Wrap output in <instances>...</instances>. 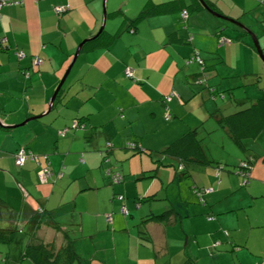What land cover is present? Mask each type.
Masks as SVG:
<instances>
[{"label": "crops", "instance_id": "crops-1", "mask_svg": "<svg viewBox=\"0 0 264 264\" xmlns=\"http://www.w3.org/2000/svg\"><path fill=\"white\" fill-rule=\"evenodd\" d=\"M100 1L22 0L21 3L0 7V38H5V47L0 48V119L3 122L16 123L21 115L27 117L30 113L46 108L53 86L59 80L76 44L96 31L102 17ZM118 1H112L105 15L110 21L107 27L104 26L105 32L101 38L94 43H86L78 50L60 85L56 100L45 113L46 117L32 125L31 131L19 133L24 135L22 140L20 137L7 144H4L7 142L5 138L18 131L12 130L15 126H0V185L3 186L4 197L8 196L10 202L17 201L22 197L18 193L23 191L24 201L31 202L33 206L43 204L52 217L62 204H69L71 213H78L76 222L72 224L78 222L82 233L81 218L90 206L87 196L94 193L99 201L105 203V208L99 210L101 227L98 226L95 232H101L102 237L105 233L110 235L104 237L108 244L102 241L97 243L96 250L100 253L96 252L95 257L92 253L86 257L77 252L83 260L71 264H182V259L187 257L197 264L199 258L194 251V243L197 246L200 243L195 237L188 238L189 233L195 235L197 232L206 237L202 246L206 248L204 255L210 256V264H264V231L255 234L258 243L256 240L249 242L246 235L242 237L237 233L234 236L228 232L230 238L223 241L225 244L221 249L216 250L220 247V233L215 229L203 233L197 222L199 219L211 220L213 217L210 218L208 214L212 210L219 213L218 216L212 213L214 218L222 221L230 216L229 211L243 207L245 190L239 195L231 194L237 188L235 178L238 179V175L235 172H232L235 177L232 173L229 175L230 171L222 167L216 179L212 166L189 163L186 167L190 175L186 179L179 177L176 182H169L163 195L162 186L174 177L169 166L174 158L157 152L159 156H151L150 149L156 146L145 140V136L158 135L173 140V137L176 138L193 126L198 127L200 133L204 130L201 125L206 116L215 123L208 114L214 110L213 106H209V100H203L202 113L184 109L187 102L197 96L192 77L198 70L196 63L184 60L193 48L199 51L208 71L203 86L207 87L209 94L214 93L215 87L208 77L219 76L221 81L228 77V74L224 75L227 72L234 76L246 72L258 75L255 66L252 70L237 72L224 60L226 51L236 46L242 47L247 55L251 53L245 38L247 33L242 34L236 24L212 12L215 17L211 16L206 8L194 6L193 0H176L171 2L167 11L142 16L133 23L128 19L136 14L146 0H124L123 6L117 4ZM148 1L159 3L169 0ZM209 1L216 7L217 13L233 18L254 31V25L257 26L260 32L256 35L260 40L259 36L264 33V0ZM60 4L67 8L57 15L53 6ZM184 7H187L188 12L183 19L181 8ZM218 29L220 32H216ZM219 33L229 38L237 36L238 41L230 42L231 39L226 43L216 42L215 45L214 37H218ZM214 46L215 50H212ZM261 46L263 49L264 46ZM16 50H21L22 55L18 56ZM33 55L40 57V62L33 63ZM125 66L132 67L131 76L124 74ZM23 70L28 71L27 76H24ZM33 73L37 74L33 76ZM208 87H212V91ZM170 90L173 94L169 101L164 102L163 95ZM164 103L170 113L167 119L162 116ZM74 118H77L78 124L70 127ZM208 125L211 127L209 122ZM198 135L202 136L201 133ZM127 140H137L142 151L133 153L132 149L124 148L122 145ZM169 140H162L163 145L158 144L157 147L166 145ZM106 141L110 142L111 148L107 156H103ZM20 145L36 154L47 155L53 185L49 181H38L37 162L26 160L19 168L15 167L11 153ZM126 158L132 160V165H123L122 161ZM39 163H43V159H39ZM106 167L117 169L122 174L125 167L126 172L133 176L123 177L117 184H109L104 177ZM152 167H155V175L135 179L142 174V170L147 171ZM59 176V180H56ZM228 178L229 181L224 184ZM191 186H211L212 191L204 193L203 203L194 196ZM250 188L249 184L246 191L253 194ZM116 192L121 193L123 198H112ZM152 192L160 198L140 201L136 205L133 203L134 195ZM230 195L239 198L242 205L230 201ZM170 201L174 203L175 210L168 221H142L141 217L145 213L167 208ZM121 204L128 211L125 215L119 211ZM190 216L197 219L189 222L193 225H187V230L184 218ZM234 220L226 227L227 230L239 225L237 218ZM86 222L89 223L90 218ZM91 224L94 225L93 220L88 226ZM173 225L175 227H170ZM47 227L38 225V233H45V236L42 235L44 239H41L61 244L67 229L59 226L53 228L54 234L48 233L46 236V231L42 230ZM177 231H180L179 236L175 234ZM71 233H76V229H72ZM183 235L185 238L181 244ZM73 238L74 235L71 237L74 248L80 237L74 244ZM215 238L218 239L217 245L211 247ZM232 243L237 244L238 248L232 249ZM77 248L83 247L74 249Z\"/></svg>", "mask_w": 264, "mask_h": 264}, {"label": "rangeland", "instance_id": "rangeland-1", "mask_svg": "<svg viewBox=\"0 0 264 264\" xmlns=\"http://www.w3.org/2000/svg\"><path fill=\"white\" fill-rule=\"evenodd\" d=\"M112 1L114 3V0H106L105 2V15L106 12L111 8V4ZM118 0H116L117 2ZM124 0H120L118 1L117 4H122ZM101 3V1H100ZM207 11V9H205ZM209 12V11H207ZM210 15L212 16L213 14L211 12H209ZM214 16V15H213ZM215 17V16H214ZM116 19H119L116 17ZM110 21V18L107 16H105V21H104V26H108ZM99 25V23H98ZM97 25V27H98ZM96 27V29H97ZM255 31L250 29L254 35L258 34L259 29L257 26L254 25ZM95 29V30H96ZM235 37H232L230 42H236L238 41V39ZM245 38L247 39V42L249 43V47L251 50V53H248L239 46H236L235 48H229L226 51V55L224 57V60L226 61L227 64L232 65L234 67V69H236L237 72H244V70H249L252 67L255 66V68L259 71L258 73V84H246L249 81H252L256 78V74H250L247 73L246 74H237V76H234V74H231L230 72L225 73L224 75H227L228 77L226 79H222L220 80L219 76H214V77H208L211 82L214 83L215 87V91L214 93H208V89L207 87L203 86L205 83V80L199 84V83H195V78L192 79L193 83V87H197V91H195L197 94V96L191 100H189L187 102V104L185 105L184 109L188 108V109H192L193 111H199L202 113V109H204V105H203V100L205 99L206 101L209 100V106H213V108L215 109L216 107H218L223 113L226 112H230L233 111L235 108H239L238 106H243V105H239L236 104L235 101L241 100L244 97H246L247 102L251 101L259 96H264V61L263 59H261L258 55V53L256 52L253 44H252V38L251 35L249 33H247L245 35ZM214 43L216 45V42L218 43V38L214 37ZM256 39L258 41V44L261 48V51L264 55V47L262 49V46H264V33L262 35L259 36V39L257 38L256 35ZM261 44V45H260ZM205 46H212V44H203ZM212 50H215V46ZM71 57V55H70ZM69 57V59H70ZM69 59L67 60L66 64L68 63ZM36 66V65H35ZM66 66V65H65ZM65 68V67H64ZM63 68V70H64ZM62 70V72H63ZM252 70V69H251ZM61 72V74H62ZM37 74V73H36ZM35 73H33V76L36 75ZM61 74L59 75V77L61 76ZM221 74V73H220ZM231 74V76H229ZM58 77V79H59ZM207 78V79H208ZM57 79V80H58ZM226 80H228L226 82ZM57 82V81H56ZM240 83V85L235 86L237 83ZM56 84V83H55ZM243 84V85H242ZM55 86V85H54ZM53 86V87H54ZM234 86V87H233ZM20 95H22V92H19ZM173 92L172 90L168 91L166 94L163 95V99L164 102L165 101H169L170 97L172 96ZM201 95V97H200ZM21 99H23V97H21ZM213 101L214 104H213ZM167 105L164 103L163 104V112H162V116L164 117V111L166 110ZM25 110V106L23 108V111ZM43 110V109H42ZM42 110L36 112V113H30L27 116L30 115H34L37 113L42 112ZM23 111L21 112V114L23 113ZM168 111V110H167ZM169 112V111H168ZM19 114V113H18ZM18 114H16V118H18ZM20 114V115H21ZM170 114V113H169ZM188 114V112H187ZM161 116V117H162ZM46 117L45 114L41 115L39 118H32L27 120L26 122H24L23 124L17 125L15 127L12 128L13 129H17L18 133L13 132L12 136H9L7 138H5L7 140V142H5L4 144H7L8 141H15V140H19V138L22 140L24 135H19V133L24 134L27 131H31V126L35 125L36 123H39V119ZM25 117L21 115V117L19 119H17L16 122H20L21 120H23ZM167 119V118H165ZM38 121V122H37ZM208 122L211 124L208 125ZM14 123V122H12ZM201 128H204L203 131H200V133L202 134L201 138H200V143L201 146L203 148V151L205 153V155L207 157H212L215 160H218L219 162L224 164V169H226V171H230V174L232 172H234V169H237L239 166V162L246 156L249 155L250 158V164H249V168L247 169L248 171V177H247V183L241 185L239 178H235L236 182H235V186L237 187L234 191L231 192V194L234 195H239L241 194V191L244 192L245 190V195H243V207H237L232 209L231 211H229V215L226 218H224L222 221L216 220L214 218V215H219V213H215V211H211V215H213V218L210 220H206L203 221L201 219L197 220L198 225L201 228V231L203 233L206 232H210L211 230L215 229V231H218L219 234V240H221L220 242V247L216 248V250L221 249L224 246V242L225 240H228V238H230L231 235L236 236L237 233L241 234V236H245L249 239V242L255 241L256 238V233H258L260 230L264 231V131L261 132L258 137L255 138H250V137H245L242 139L243 143L245 146H247L248 148L245 150H241L239 148L238 145H236L227 135V133L224 131L223 128L219 127L216 123L213 122L211 117L206 116V118L204 119V121L202 122ZM213 128V129H211ZM27 130V131H25ZM25 131V132H24ZM1 130H0V135H1ZM198 133V134H200ZM31 135V133L29 134ZM176 136V135H175ZM146 137V141L149 144H154L156 147L152 148L151 151V156L152 155H156L159 156L156 152H154V149H159L160 147H157V145L161 144L163 145V141L162 140H169V138L164 137V135H158L156 137ZM174 139V137H173ZM171 140V139H170ZM169 140V141H170ZM0 141H1V137H0ZM131 152V151H130ZM133 156V155H132ZM135 156H137L135 154ZM150 156V157H151ZM136 160V157L134 158ZM123 165L125 167L128 166V163H130L132 165V160L129 158H126L122 161ZM237 165V166H236ZM17 167V166H15ZM124 167V177L128 178L131 177L133 175H130L128 172H126L127 168ZM64 171V169H63ZM106 171V170H105ZM235 177V174L232 173ZM52 176L48 177L47 181L51 180ZM60 176L58 177L59 180ZM232 179V178H231ZM233 180V179H232ZM47 181H40L42 183H47ZM229 181V178L226 179L223 183H227ZM54 184V183H53ZM51 184V185H53ZM117 184V183H116ZM251 186L250 190L253 192V194H251L249 191L247 190V187ZM114 185V184H113ZM2 188V186H0ZM1 191V190H0ZM2 192V191H1ZM196 196V194L194 195ZM230 201L232 200L234 204H240L242 205V203L240 202V199L232 195L229 196ZM87 201H89L90 206L89 208L86 210V213L82 215V229H83V233L81 232V230L79 229L80 226L78 227V222L77 224H72V222H76V219L78 218V213H74L72 214V210L68 209V205L69 204H62V206H60V208L56 209L55 213L53 214V218L55 221H57L59 223V225L63 228L65 227L69 234L70 237H72L74 235L73 238V244L75 243V241H77L78 237L79 241L75 244L74 248L77 246H82V249H76V252H80V254H83L86 257L90 256V253L93 254V256L95 257V253L99 252L98 250H96V246L97 243H99L100 241H102L105 244H108V241L105 240L106 237H110V235L108 234H100L101 232H95L96 228L99 226L101 227V218H100V213L99 210H102V208H105V203L99 201L98 197L94 194L91 193L90 197L87 196ZM146 204V202H144ZM223 201L219 204H222ZM65 205V206H64ZM67 206V207H66ZM220 207H222L220 205ZM67 208V209H66ZM65 209V211H64ZM72 212V213H71ZM108 212H106L105 214H107ZM216 216V217H217ZM105 217V215H104ZM90 218V222L93 220L94 225L91 224L90 226H88L90 224L87 223V219ZM235 218H237V223H239V225H237L235 228L233 229H228L226 227H228V225H230L232 222H234ZM186 224L185 229L188 230L187 225L188 226H192L193 224H189L190 221H195L197 219V217H193L190 216L188 218H184ZM96 220V222H95ZM19 225L22 227L23 232H17L15 233V239L13 241H11V243H0V253L3 252V250H7V246L9 251L15 253V250L17 252V248H18V243L20 241V236L23 237V239L25 240L28 237V234L26 233V231H28V223L25 222V220L21 216L19 217ZM26 223V224H25ZM47 227V226H46ZM49 227V226H48ZM46 228L45 230H42V232L46 231V236H48L50 233L54 234V229L53 228ZM170 227H175L170 226ZM76 229V233H71L72 229ZM180 229V228H178ZM176 231V229H175ZM229 232V233H228ZM49 233V234H48ZM198 234H188V238H192L195 237L196 239H198V243H200V246H197L196 243H194V247H195V252L198 254V258L197 259V264H210L211 263V259L210 256L204 255V251L206 248H204L202 246V243H204L206 241V237L199 234V232H197ZM45 236V233H43ZM42 234V235H43ZM48 234V235H47ZM175 234H177V236L180 235V231L175 232ZM41 234L38 233V231L36 232V239L43 238ZM103 240H102V239ZM185 235L182 236L180 243L183 244ZM44 239V238H43ZM213 240V239H212ZM217 238H215V242H217ZM190 241V240H189ZM257 241V240H256ZM176 242V241H174ZM262 242V239L259 241V243ZM258 243V241H257ZM263 244H264V237H263ZM7 245V246H6ZM212 247V246H211ZM240 247V245H239ZM235 249L238 248L237 246L234 247ZM199 249V250H197ZM222 251V250H220ZM231 251V250H230ZM227 251V252H230ZM261 252H263L261 250ZM100 253V252H99ZM219 262H221V257ZM26 264V263H24Z\"/></svg>", "mask_w": 264, "mask_h": 264}, {"label": "trees", "instance_id": "trees-1", "mask_svg": "<svg viewBox=\"0 0 264 264\" xmlns=\"http://www.w3.org/2000/svg\"><path fill=\"white\" fill-rule=\"evenodd\" d=\"M176 0H169L159 3H151L150 1L146 0L140 8L137 10L136 14L129 18L128 21L133 23L137 19H139L142 16L157 13V12H163L167 11L170 8L171 2H175ZM22 0H15V2L12 3H21ZM195 3L194 6L196 7H204L207 10H214L215 12L218 11L216 7L213 5V3L209 0H193ZM10 3V4H12ZM5 5V4H3ZM62 5V4H60ZM2 6V5H1ZM0 6V7H1ZM65 8H67L65 5H63ZM65 8L61 11L63 12ZM185 9V15H182V18L184 19L187 15L188 9L187 7L181 8L182 10ZM55 12V11H54ZM61 12L56 13L59 15ZM107 14V12H106ZM222 19V18H221ZM225 20V19H223ZM130 23V24H131ZM128 25V24H127ZM238 27V26H237ZM240 28V27H239ZM242 34L248 33L245 29H241ZM95 32V31H94ZM93 32V33H94ZM105 32L104 26L103 28L93 37L90 38L82 43L79 49L83 47L86 43L89 42H96L97 39L101 38V35ZM216 32H220V29H218ZM215 32V34H216ZM91 33L90 35H92ZM220 35H224L219 33ZM218 34V35H219ZM89 36V35H88ZM228 38V41L231 40L228 36L224 35ZM256 36V35H255ZM189 38V37H188ZM218 38V37H217ZM187 39V38H186ZM188 40V39H187ZM226 41V42H228ZM223 42V43H226ZM2 45V46H1ZM5 47V41L0 40V48ZM195 51H197L199 57L201 58V63H197L196 61H188L190 55H192ZM73 53V52H72ZM187 58H185V62H194L198 66V70L194 73L193 78H199L201 79L199 82L195 81V83L201 84L208 75V71L206 69V66L204 64V59L200 55L199 51L196 48L192 49V52ZM24 71L23 70V74ZM28 72V71H27ZM24 76H26L24 74ZM258 75H256V78L252 81H249L247 83H253L257 84L258 82ZM61 86L58 88L54 100L57 98V94L60 90ZM210 91H212V87H208ZM212 93V92H211ZM236 104L243 105L238 106L239 108H235L233 111L223 113L218 107L214 109L213 111L209 112L208 114L214 118L215 123L224 129V131L227 133L229 138L239 146V148L242 150H245L247 147L244 145L242 139L245 137L254 138L256 135H258L263 129H264V96H259L251 101L246 100V97H244L241 100L235 101ZM166 110H168V107H166ZM170 116V115H169ZM168 118V117H167ZM75 120V124L72 126V121ZM71 123L70 127H74L78 124L77 118H74ZM200 127V125H199ZM66 127H63L64 129ZM9 129V128H4ZM198 127L193 126L187 128L185 131H183L180 135H178L176 138L171 140L166 145L160 147L159 149H154V152L161 153V154H167L171 157H173L174 161L171 162L172 167V179H170L168 182H166L162 186L163 195L165 188L167 187L169 182H176L179 177L187 178L189 174V170L186 167V164L189 163H197L202 166H212V168L215 171V177L218 179V170L222 169L224 167L223 163L217 162L215 159H211L210 157H207L203 151V148L200 143L201 136L198 135ZM124 148H130L133 150V153L142 151V148L139 146L137 140H127L122 145ZM22 147L26 151L29 150L33 156H26L21 164H16L14 161V154L18 151V149ZM106 149L104 150L103 156H107L109 149L111 148V144L109 141L105 142ZM152 149H150V152ZM146 152V151H145ZM148 152V153H150ZM12 154V161L15 166L18 168L23 165V163L26 160H32L34 162H37L38 169L36 171V177L38 181H47L48 176L50 175V169L48 168L47 164V155L45 153H34L30 149L26 148L25 146H18L15 148V150L11 153ZM39 159H43V163H39ZM157 159L154 160L156 162ZM241 161L247 163V169L249 168L250 164V158L248 155H246ZM237 166V165H236ZM48 168V174L45 176L40 177L39 171L43 168ZM154 168L152 167L150 169L142 170V174L138 175L137 178L140 177H146V176H153L155 175ZM239 168V166H238ZM237 168V169H238ZM237 169H234V172L238 175L240 184L243 185L247 183V177H248V171L246 169V173L242 176H240L237 172ZM106 171L104 172V177L108 180L109 184H116L118 182H121L123 180L124 174L119 172L117 169H112L111 167H106ZM117 173L120 177L117 181L113 180V175ZM50 177V176H49ZM243 180V181H242ZM51 184H53V177L50 181ZM181 185L183 186V183L181 182ZM1 186V185H0ZM184 187V186H183ZM209 188V190H204L205 188ZM188 188V187H187ZM190 189V187H189ZM192 191L196 194L197 198L200 202H205L203 199L204 193H208L212 191L211 186H191ZM0 243H11L15 239V233L17 232H23L22 227L19 225V217L22 214L23 219L26 223H28V231L26 233L28 234V237L24 240L23 237L20 236V241L18 243L17 252L15 250V253L9 251L8 246L7 250H3L2 253H0V264H71L74 261L81 262L83 260V257L80 256L72 245V240L67 231H64L63 235V242L61 244H55L52 242V240H43L40 237L36 239V232L38 225H46L52 228H59V224L57 221L54 220L52 215L46 210L45 206L43 204H37L33 206L31 202L24 201V194L23 191L21 193L19 192V196H22L17 201L10 202V199L8 196L4 197L3 195V186L0 187ZM11 195L9 192H5ZM118 198L122 199L123 195L119 192L114 193L112 198ZM157 198H160V196H157L155 192L148 193V194H137L134 195L132 200L133 203L136 205L140 201H150L155 200ZM125 208V212H122L120 208ZM175 210V205L173 202H168V207L161 209L157 212H148L145 213L141 219L143 220H166L168 221L170 218L171 213H173ZM119 211L125 215L128 213L126 207L124 205L119 206ZM110 215V213H109ZM208 216L211 218L213 215L208 214ZM25 223V224H26ZM217 243H212V247L216 246ZM235 246H238L235 243H232L231 248L233 249ZM182 264H194V260L190 257L182 259Z\"/></svg>", "mask_w": 264, "mask_h": 264}, {"label": "water", "instance_id": "water-1", "mask_svg": "<svg viewBox=\"0 0 264 264\" xmlns=\"http://www.w3.org/2000/svg\"><path fill=\"white\" fill-rule=\"evenodd\" d=\"M101 7H102V17H101V21L96 29V31L92 34V35H89V36H86L82 39H80V41H78V43L76 44L74 50H73V53L71 55V58L69 60V62L67 63L61 77L59 78V80L57 81L56 85L54 86L48 100H47V105H46V108L40 112V113H37V114H34V115H30V116H27L25 117L23 120H21L20 122H16V123H6V122H3L1 119H0V126L2 127H13V126H17V125H20V124H23L24 122H26L27 120L29 119H32V118H36V117H39L41 116L42 114H45L46 112H48V110L50 109L51 105H52V102H53V99H54V96L58 90V88L60 87V85L62 84L64 78L66 77L68 71H69V68L71 67L77 53H78V50L80 48V46L82 45V43L90 38H93L104 26V21H105V0H101ZM210 12H212L214 15H217L219 16L220 18L222 19H225L227 21H230L234 24H236L238 27H240L241 29H245L250 35H251V38H252V44L256 50V52L258 53L259 57L261 59H263L264 61V55L261 51V48L258 44V41L256 39V36L254 35V33L246 26H244L243 24H241L239 21L233 19V18H230L228 16H224L222 14H219L215 11H212V10H209Z\"/></svg>", "mask_w": 264, "mask_h": 264}, {"label": "built area", "instance_id": "built-area-1", "mask_svg": "<svg viewBox=\"0 0 264 264\" xmlns=\"http://www.w3.org/2000/svg\"><path fill=\"white\" fill-rule=\"evenodd\" d=\"M12 2H15V0H0V6L3 5V4H10V3H12ZM64 8H65V7H64L63 5H54V6H53V10H54L56 13L61 12ZM185 13H186V12H185V9H183L182 12H181V14H182V15H185ZM0 40H1V41H4L5 38H4V37H1ZM226 41H228V38H227V37H225L224 35H220V34L218 35V42H219V43H223V42H226ZM15 53H16L18 56H21V55H22V51H21V50H16ZM40 60H41L40 57H38L37 55H33V56L31 57V61H32L33 63H35V64H37L38 62H40ZM191 60L196 61L197 63H201V58L199 57L197 51H195L192 55H190L188 61H191ZM123 72H124V74H125L126 76H131V73H132V67H130V66H125L124 69H123ZM24 74L27 76V75H28V72H27V71H24ZM200 80H201V79H199V78H196V79H195V81H197V82H199ZM169 115H170L169 112H168L167 110H165V111H164V117L167 118V117H169ZM74 124H75V120L72 121L71 125L73 126ZM28 155H29V156H33L32 153H31L29 150L26 151L24 148L20 147V148L18 149V151L14 154V161H15V163H16V164H21L22 161L24 160V158H25L26 156H28ZM47 169H48L47 167H46V168L44 167L43 169H41V170L39 171V176L42 177V176L47 175V174H48ZM246 169H247V163H246V162H243V161H240V162H239V168L237 169L238 174H239L240 176L244 175V174L246 173V172H245ZM119 177H120V176H119L117 173H115V174L113 175V180H114V181H117ZM242 181H243V180H242ZM204 190H209V188L206 187ZM120 210H121L122 212H125V208H123V207H121Z\"/></svg>", "mask_w": 264, "mask_h": 264}]
</instances>
